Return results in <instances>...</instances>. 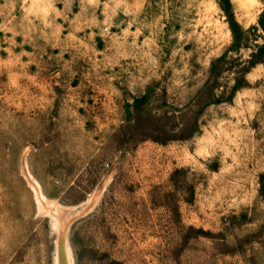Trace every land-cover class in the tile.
I'll return each mask as SVG.
<instances>
[{"label":"rangeland","instance_id":"374dc122","mask_svg":"<svg viewBox=\"0 0 264 264\" xmlns=\"http://www.w3.org/2000/svg\"><path fill=\"white\" fill-rule=\"evenodd\" d=\"M67 240L74 264H264V0H0V264Z\"/></svg>","mask_w":264,"mask_h":264},{"label":"bare ground","instance_id":"6f19581e","mask_svg":"<svg viewBox=\"0 0 264 264\" xmlns=\"http://www.w3.org/2000/svg\"><path fill=\"white\" fill-rule=\"evenodd\" d=\"M36 198H37V201H38L40 212L44 213V215L45 214L47 216L49 215L54 230H56L58 233H61L62 231L66 232L67 228H68L67 224L70 221V214H69L68 217L64 218L62 216V209H61V207L59 205L47 202L45 197L42 196V195H39V194H37ZM91 199L88 201V203L91 201ZM60 249L62 251V248H60ZM66 253H67V263L66 262L65 263L66 264H74V258H73V255H72L71 248H70V245L68 243V240L66 241ZM57 264H63L61 258H60V261H59V258H58Z\"/></svg>","mask_w":264,"mask_h":264}]
</instances>
